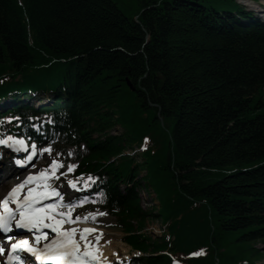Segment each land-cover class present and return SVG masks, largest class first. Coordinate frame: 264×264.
Masks as SVG:
<instances>
[{"label": "trees", "instance_id": "1", "mask_svg": "<svg viewBox=\"0 0 264 264\" xmlns=\"http://www.w3.org/2000/svg\"><path fill=\"white\" fill-rule=\"evenodd\" d=\"M138 1L127 15L114 0H0V98L65 100L8 113L12 123L1 115L0 133L42 114L56 144L83 143L76 173L105 176L90 194L145 254L134 264H169L172 254L255 264L264 257V24L244 23L236 0ZM115 126L122 132L109 133ZM133 144H144L140 162L124 153ZM147 186L156 212L140 205ZM156 217L164 230L152 239L144 228Z\"/></svg>", "mask_w": 264, "mask_h": 264}, {"label": "snow or ice", "instance_id": "2", "mask_svg": "<svg viewBox=\"0 0 264 264\" xmlns=\"http://www.w3.org/2000/svg\"><path fill=\"white\" fill-rule=\"evenodd\" d=\"M8 141H12L13 145H25L23 138H0V145H7ZM36 144L31 145V151L24 154L23 159H14L17 167L23 168L24 161L31 162L38 155ZM14 152L22 151V147H13ZM51 147H45L41 153H51ZM60 155V153H57ZM72 155L71 152L68 153ZM32 167H36L33 163ZM62 161L52 159L51 163L46 165L37 173H29L22 182L13 185L0 199V235H3L9 242V247L5 249L0 243V253H4L9 257L5 264H23L24 259H28L30 264H99L101 260L98 241L100 235L93 237L96 231L92 228H63V223H72L74 221L87 220L94 215H105V213H88L85 217L76 216L73 220L71 213L63 211L57 212L56 203H45L50 197H56L62 205H66L69 209L74 208L77 204L83 205L88 202L87 196L78 202L64 201L61 192L57 187L53 186L50 181L58 180L66 173H72L78 165L69 163L65 172H59L58 169L63 168ZM51 170V171H49ZM83 179V187L89 188L94 183V178L89 175L86 179L81 177L76 179H67L66 183L69 188L79 190L80 181ZM37 181H42L37 184ZM37 184L36 187L28 186ZM28 186V187H26ZM100 195V193H96ZM14 205L10 207L9 205ZM14 228H23L33 234L35 246L30 243L29 239L24 238L15 240L9 235ZM43 229H49L54 235L44 232ZM26 251L29 255L22 258L17 253ZM199 253H193L197 255ZM115 255V254H114Z\"/></svg>", "mask_w": 264, "mask_h": 264}, {"label": "rangeland", "instance_id": "3", "mask_svg": "<svg viewBox=\"0 0 264 264\" xmlns=\"http://www.w3.org/2000/svg\"><path fill=\"white\" fill-rule=\"evenodd\" d=\"M115 3L117 4V6L120 8V10H122L125 14L127 15H132L138 8V0H114ZM239 3L243 4H250L249 1L247 0H237ZM247 10L250 9V7H245ZM261 14V13H260ZM3 101V100H1ZM0 101V102H1ZM122 127L120 126H115L113 129L110 130L109 133H120L122 132ZM47 147H51L52 151L51 153H42V155H44V157H42V159H40L39 163H36V170L38 168H45L46 165L51 163L52 159H56L59 161H62L64 167L58 169V173L59 172H65L67 165L69 163L72 164H76L78 163V158L80 155L84 154L85 152H83L84 146H67V147H61L58 148L55 145H50ZM45 148V147H43ZM42 148V149H43ZM138 146L137 144H133L131 146V149H127L126 153H130L136 162H140L142 157L139 154L138 151ZM71 152L72 155L69 156L68 153ZM57 153H60V155H57ZM34 167L32 168V170L30 172H33ZM51 171V170H49ZM145 173V171H139L138 177L143 176ZM76 179L73 176V172L70 174H67L65 176H61L60 179L58 180H51L50 183L57 187L58 190L60 192L63 193H67L68 196H66V199L70 198V196H73L74 198H76L77 195H75V192L71 190V188H69V186L66 183L67 179ZM3 180L0 181V183H2ZM122 187V186H121ZM139 191V198H140V205L143 209L145 210H152V207H154L153 210H157L158 208V202L155 196L154 191L151 189L150 186H147L145 188H141L138 190ZM57 204V210H67L68 212L71 213V217L74 218L76 216H80V217H85L86 214L88 213H103V210L96 208V207H92L90 205H86L83 204L81 205H76L74 208L69 209L66 205H60L58 202H56ZM65 213H68V212ZM154 212V213H155ZM77 223V221H74L72 223H67V224H73V223ZM78 222H81L80 224H84L85 226H91L92 228L94 227L95 229H98L96 232L97 235H101V240L98 242V246L105 249V251H108V253H113V257H115L116 259H120V260H125L127 259L129 256H133V255H137L138 253L135 251H132L130 249L129 246H127L123 241H122V237L124 236V234L120 231V229L118 228L115 220L113 217L105 214V215H94L89 217L87 220H80ZM101 230V231H99ZM164 230V225L161 222V220L156 217V218H149L147 220V222L145 223V228L144 231L146 232V234L148 236H150L152 239L155 237H158L162 234V231ZM96 236V235H95ZM172 239V237H171ZM256 246L258 248L262 247L261 243H257ZM98 247V248H99ZM110 249V250H109ZM110 253V255H111ZM115 254V255H114ZM202 254V253H200ZM173 256H177V257H185L186 255L183 254H176ZM255 264H264V257L263 259L257 261Z\"/></svg>", "mask_w": 264, "mask_h": 264}, {"label": "bare ground", "instance_id": "4", "mask_svg": "<svg viewBox=\"0 0 264 264\" xmlns=\"http://www.w3.org/2000/svg\"><path fill=\"white\" fill-rule=\"evenodd\" d=\"M35 165H36V163H34ZM1 168H3V166L1 167ZM36 172H39V171H37V170H34L33 172H25V173H23L22 175H21V178L22 179H24L29 173H36ZM4 179V181H2V183H0V186H2V185H4L5 183H6V181L7 182H9V180H7L8 178H7V176L4 174V170H2L1 172H0V181L1 180H3ZM20 179V178H19ZM15 181V180H14ZM13 181V182H14ZM11 183H12V181H10ZM0 190H1V187H0ZM2 194V193H1ZM0 194V195H1ZM59 211H63V210H57V212H59ZM81 222H77V223H75V224H73L72 226H63L62 225V227L63 228H73V227H75V228H78V229H84V228H89V227H87V226H85L84 224H80ZM91 227V226H90ZM97 231V230H96ZM95 231V232H96ZM93 235V237L95 236V235H97V233H93L92 234ZM99 247V246H98ZM100 250V255H101V257H102V259H104V260H108L109 258H111L112 257V254L113 253H111V255H110V253H108V251H105V249H103V248H100L99 249ZM110 250V249H109Z\"/></svg>", "mask_w": 264, "mask_h": 264}, {"label": "water", "instance_id": "5", "mask_svg": "<svg viewBox=\"0 0 264 264\" xmlns=\"http://www.w3.org/2000/svg\"><path fill=\"white\" fill-rule=\"evenodd\" d=\"M127 86H128L132 91H134V87L130 84L129 81H127Z\"/></svg>", "mask_w": 264, "mask_h": 264}]
</instances>
